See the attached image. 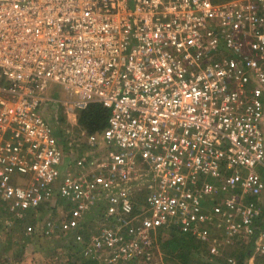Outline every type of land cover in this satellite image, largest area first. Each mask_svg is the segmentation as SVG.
I'll use <instances>...</instances> for the list:
<instances>
[{
	"label": "built area",
	"instance_id": "built-area-1",
	"mask_svg": "<svg viewBox=\"0 0 264 264\" xmlns=\"http://www.w3.org/2000/svg\"><path fill=\"white\" fill-rule=\"evenodd\" d=\"M51 83L110 106L72 173ZM51 203L25 235L92 264H157L165 228L214 259L264 253V0H0V208L22 223Z\"/></svg>",
	"mask_w": 264,
	"mask_h": 264
},
{
	"label": "rangeland",
	"instance_id": "rangeland-1",
	"mask_svg": "<svg viewBox=\"0 0 264 264\" xmlns=\"http://www.w3.org/2000/svg\"><path fill=\"white\" fill-rule=\"evenodd\" d=\"M47 95L59 101L58 103L52 102L50 104L51 107L58 109L57 113L53 114L51 117L57 116L58 120L63 121L68 115L67 110L72 112L74 109H76L75 106L72 104L69 106L63 104V101L66 99V92L60 84L51 83L50 87L48 88ZM50 211L51 210L48 209L42 210V213L39 212V215L40 217L46 218L49 215ZM1 218H3L4 221H0V264H53V262L50 263L49 259L51 258L49 256H43V258L40 259L33 258L34 256L32 251L34 249V244L32 242L25 243L23 251L21 252V254H19L18 249L19 247H21V245L24 244H22L21 241H24L23 239L25 237H30L25 235V224L22 225L19 220H17L16 222L12 221L11 219H9L8 215L4 213V211ZM83 226L87 227V225L84 224ZM162 232L164 234H167L169 233V229L165 228L162 230ZM166 236L167 235H165L164 237ZM188 236L189 237L187 238L190 240L188 242L192 243V251L186 249L182 251L178 250L176 252H165L161 249L160 244V251L156 254L157 264H221L219 262L214 261L213 258H202L197 249L193 247V244L197 246L199 245L203 248H205V244L190 235ZM61 240H59L58 237H56L54 241L49 240L47 238L42 239V237H38V239L34 243L35 245H37V247L44 250L43 252L45 254H48V252H50V246L54 243L61 246L66 244V238H62ZM238 243L237 244L239 247L237 248V254L243 257L242 264H264L263 252L256 251L253 249L252 252L249 254V247L245 245V241L241 240ZM70 255L71 254H67L65 257H63L62 263L78 264V261H76Z\"/></svg>",
	"mask_w": 264,
	"mask_h": 264
},
{
	"label": "crops",
	"instance_id": "crops-1",
	"mask_svg": "<svg viewBox=\"0 0 264 264\" xmlns=\"http://www.w3.org/2000/svg\"><path fill=\"white\" fill-rule=\"evenodd\" d=\"M47 91H48V89H47ZM52 102L58 103L59 101L54 99L53 101L49 102L46 106H44L42 108V114H44V116L46 117V120H48L50 123H52V125L55 127L56 135H57V137L59 139V143L62 146V148L64 149L65 155H64L63 162L61 164V171H62V173H66V172L67 173H72L74 171H79V168L76 167L77 159L83 158V157H89V156L92 155V149H90L85 143L86 134L84 133V130L86 128L83 127L82 125H80L79 118H77L78 117V113L82 109L75 107L76 109H74L72 112L67 110L68 115H67L66 119L63 120V121H60V120L57 119V116L51 117L53 114L57 113V111H58V109L50 106V104ZM93 103H95V102H93ZM67 129L70 130V134L66 133ZM98 130H101V129H98ZM89 132H91V131H89ZM98 150H99L98 151L99 154L104 155L103 152H105V150H106V145L103 142H101L100 145H99V149ZM98 153L96 151V154H98ZM105 158H107V157L105 156ZM52 205H53V203H51L50 205H47V204L43 205L41 208H39L40 213H42V210H47L48 209V210H51V211H50L49 215L46 218L56 216V213L52 212V209H53ZM39 211L31 213L28 216L29 217L28 219H26L25 221H22L24 224L28 223V224L35 225V227L37 228V232L38 233L40 232V226L42 225L41 222L44 219H46L44 217H40ZM4 213H6V211H4ZM6 214L8 215L9 219H11L12 221H14V222H16L17 220L20 221V219H18L17 217H12L9 213H6ZM92 217H93V219L97 218V217H95L94 213H90L88 215V218H90L92 220ZM12 221H9V222H12ZM4 225H5V223H4ZM84 225H87V222H85ZM84 227L85 226H82V230H84ZM86 231H87V229H86ZM38 233H37V235H38ZM25 238L27 239L29 237H25ZM36 240H37L36 237H32V238L28 239V241H30V242H32L34 244V249L32 251L33 252V256H34L33 258H39L40 259V258H43V256L44 257L49 256L51 258V259H49L50 263L53 262V264H63L62 263L63 259L60 258V256L57 257L55 254L52 253V252H55L54 249L59 248L58 246H56V243L51 245L50 246L51 247L50 248V252H48V254H45L43 252L44 250H42L41 248L37 247V245H35L34 242ZM68 240L71 241L73 239L72 238H67L66 242ZM23 243H24L23 244V246H24L25 242H23ZM237 243L235 245H232V246L229 247L228 253H226V255H228L229 253H232L235 250L237 251V248L239 247L238 246L239 243L238 244ZM245 245H247L249 247L248 253L250 254L252 252V250H253L252 249V243H250V242L248 243V242L245 241ZM62 248H64V247H62ZM65 249H66L67 254H71L70 256L73 257L76 261L79 262L80 260H84L81 257L80 253H77V252L74 253L73 252V248L68 243H66ZM65 256H66V254H65Z\"/></svg>",
	"mask_w": 264,
	"mask_h": 264
},
{
	"label": "trees",
	"instance_id": "trees-1",
	"mask_svg": "<svg viewBox=\"0 0 264 264\" xmlns=\"http://www.w3.org/2000/svg\"><path fill=\"white\" fill-rule=\"evenodd\" d=\"M109 114H110V106L108 104L95 102V103H91V104L85 106L78 113L77 118H79L80 125H82L86 129H88L89 131L94 132L98 129H103L107 126ZM1 214L3 215V210L0 208V221L3 219V218H1V216H2ZM21 224L23 225V223H21ZM165 235H167V236L164 237ZM32 237H36L38 239V235L34 234L27 239L25 238L23 242H25V243L30 242V241H28V239H30ZM187 237H189L188 234L181 233L177 229L169 228V233H167V234L163 233V235L159 237L161 249L165 252L166 251L176 252L178 250L182 251V250H186V249H188L189 251H192V247H191L192 243L188 242L190 240ZM23 242H22V244H23ZM193 247H195V249H197V251L199 252V254L202 258L212 259L206 253L202 252L203 248H201V246H199V245L197 246V245L193 244ZM23 248L24 247H22V246L19 247V249H18L19 254H21V252L23 251ZM54 251L55 252H52V253L57 256V255H59L61 249L57 248V249H54ZM65 254L67 255V253H63L62 255H59L60 258L63 259V257H65ZM231 255L236 258V260H237L236 264H242V258L243 257L238 255L236 250L233 251L232 253H229L228 255L224 256L225 258L222 257V258H215V259L213 258V259H214V261L219 262L221 264H230V263H228L226 258L228 256H231ZM78 264H92V262L86 261V260H80L78 262Z\"/></svg>",
	"mask_w": 264,
	"mask_h": 264
}]
</instances>
